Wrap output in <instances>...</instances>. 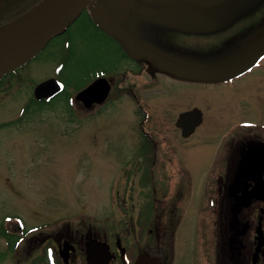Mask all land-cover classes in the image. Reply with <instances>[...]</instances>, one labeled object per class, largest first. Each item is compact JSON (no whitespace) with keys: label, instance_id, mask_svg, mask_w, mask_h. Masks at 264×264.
<instances>
[{"label":"flooded vegetation","instance_id":"obj_1","mask_svg":"<svg viewBox=\"0 0 264 264\" xmlns=\"http://www.w3.org/2000/svg\"><path fill=\"white\" fill-rule=\"evenodd\" d=\"M41 1L33 0L14 11L9 0H0V28ZM103 1L91 0L41 52L79 18L93 25L119 52L121 60L115 58L118 66L98 69L90 81L105 78L110 83L107 97L85 109L100 114L113 95L129 98L136 105L132 116L137 123L133 131L138 146L137 156L131 157L137 162L138 193L143 203L134 220H126L123 231L113 234L104 228L84 231L64 224L37 231L36 226L45 227L46 223L26 227L21 216L9 217L0 223V258L9 255L5 262L11 264H134L150 251L148 264H264V122L251 117L248 126H202L201 112L200 124L184 135L175 123L180 113L193 108L172 117L159 116L154 114V101L160 95L146 96L158 86L170 92L172 84L228 85L260 67L264 15L251 14L252 23L247 24L235 14V21L227 19L226 24L214 29L220 25L208 23L221 16L212 17L207 11L223 7L228 0H128L126 16L116 23L121 34H111L94 17ZM178 3L194 10L163 13ZM134 17H159L164 28L172 27L182 37L189 35L194 41L188 46L194 49L220 47L215 52L218 58L194 60L179 49L184 48L182 42L176 45L163 40L162 44L156 37L137 39L126 29ZM183 21L189 24L181 25ZM210 26L213 29H208ZM124 34L134 43L132 49L127 47ZM232 38L245 42L237 47L241 53L236 48L222 51V41ZM219 54H229L228 59ZM18 69L0 76V92L20 76ZM135 77L140 81L130 80ZM3 125L8 123L0 127ZM88 243L89 251L98 257L92 263Z\"/></svg>","mask_w":264,"mask_h":264},{"label":"rangeland","instance_id":"obj_2","mask_svg":"<svg viewBox=\"0 0 264 264\" xmlns=\"http://www.w3.org/2000/svg\"><path fill=\"white\" fill-rule=\"evenodd\" d=\"M32 2L9 0L14 11ZM189 9L194 10L178 3L163 13ZM207 13L221 16L208 23L220 25L214 29L226 24L227 19L235 21V14L249 24L252 15H264V0H228L223 7ZM81 19L19 68L20 76L0 92V124L8 123L0 127V223L19 215L26 227L46 223L45 227L36 226L37 231L64 224L84 231L104 228L113 234L123 231L126 220H134L143 203L138 193L137 162L131 157L137 156L138 146L133 131L137 123L132 116L136 105L129 98L113 95L103 112L93 114L74 99L98 69L114 68L118 66L115 58L121 60L114 46ZM160 21L159 17H134L126 29L137 39L156 37L161 43L176 45L182 42L184 48L179 49L194 60L210 62L218 58L215 52L220 47L194 49L188 46L194 41L189 35L182 37L178 30L164 28ZM222 43V51L236 48L241 53L237 47L245 42L232 38ZM227 55L219 54L225 60ZM259 61L260 67L228 85L172 84L170 92L158 86L146 96L160 95L154 101V114L159 116L172 117L182 110L198 108L204 116L202 126H248L251 117L264 122V58ZM50 78L62 85V92L57 101H46L38 110L30 105L33 89ZM130 80L140 81L136 77ZM66 96H70V105L65 104ZM219 116L222 118L217 119ZM183 244L188 249L186 240ZM8 256L0 258V264H11L5 262Z\"/></svg>","mask_w":264,"mask_h":264},{"label":"water","instance_id":"obj_3","mask_svg":"<svg viewBox=\"0 0 264 264\" xmlns=\"http://www.w3.org/2000/svg\"><path fill=\"white\" fill-rule=\"evenodd\" d=\"M91 0H43L34 9L16 21L0 28V76L13 71L36 56L55 36L62 34L67 26L79 16ZM130 8L128 0H104L94 12V17L103 29L111 34H121L116 23L122 20ZM127 47L132 49L134 43L124 34ZM61 90L59 83L47 79L38 83L33 89V97L37 100L54 96ZM110 90V83L105 78H97L85 88L78 91L75 99L85 108L93 103L105 100ZM201 122V111L193 108L179 114L176 126L182 128V133H191ZM88 260L92 263L95 257L89 251ZM145 252L134 264H148L151 257Z\"/></svg>","mask_w":264,"mask_h":264},{"label":"trees","instance_id":"obj_4","mask_svg":"<svg viewBox=\"0 0 264 264\" xmlns=\"http://www.w3.org/2000/svg\"><path fill=\"white\" fill-rule=\"evenodd\" d=\"M58 95H56L55 97H53V98H51V99H48V100H40V101H36V100H32V103L30 104V105H34V107L36 108V109H40L41 107H42V104H44V102H46V101H50V103L51 102H54V101H57V99H58ZM70 96H66L65 97V104L66 105H70Z\"/></svg>","mask_w":264,"mask_h":264}]
</instances>
